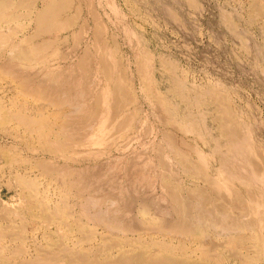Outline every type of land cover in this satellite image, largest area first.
<instances>
[{"label":"bare ground","instance_id":"6f19581e","mask_svg":"<svg viewBox=\"0 0 264 264\" xmlns=\"http://www.w3.org/2000/svg\"><path fill=\"white\" fill-rule=\"evenodd\" d=\"M260 3V7L264 5L262 1ZM15 4L16 1L13 4L9 0H0L1 23L6 25L9 20L12 23L18 19L24 22L21 27L11 30L8 27L5 30L4 25L0 26V80L10 78V86L17 97L25 100L28 98L29 103L31 100L37 105L29 107L26 101H20L26 103L25 106L17 105L19 99L15 97L18 102L14 103L12 99L10 109L9 106L4 107L3 103L6 102L3 99L2 103L0 99V124L11 121L25 132L23 139H15L11 144L14 149L11 153L4 149L0 151V156L24 162L16 147L30 153L33 163L26 165V161V166L20 163L21 173L16 169L12 174L24 190V194L18 197L21 210L30 219L40 220L43 229L40 236L37 234L41 241L32 240L26 248L17 244L10 250L11 244L13 246V242L17 243L16 239L2 242L0 264H222L226 250L236 244L241 246V251L240 248L237 251L234 246V253H239L233 254L232 247L226 258L237 264H251L252 259L247 257L249 249L253 244L258 245L257 248L262 245L256 228L263 221V206L256 192L253 196L249 192V201L245 203L240 196L244 192L240 193V187L247 189V184L263 191L264 185L259 180L264 173L255 167L253 161L251 163V160H247L252 150L250 138L242 136L235 120L228 118L227 114L217 119V126L212 133L209 128H196L195 117L175 103L176 100L187 104L190 100L197 101L205 97L213 99V92L207 87L209 85L203 87L208 90L201 91L189 84V78L187 84L183 71L174 60L171 62L158 57L155 59L157 66L166 75L165 86L164 81H161L164 87L160 89L159 84L149 76L152 68L149 69V62H146L150 57L146 51L141 49L131 56L137 74L143 76L141 88L145 98L153 107L152 116L157 124L153 126L147 113H140L142 116H139L133 107V100L123 96L127 85H124L125 80H122L121 75L125 61L121 50L123 46L120 47L115 35L110 34V23L106 15L97 14L91 5H86V12H81L78 7L74 11L70 0H42L40 4L30 5L23 17H18L16 13L19 4ZM145 6L174 20L166 5L158 0H148ZM261 9L258 0H252L249 15L260 18L264 12ZM128 34L132 35L128 31L124 32L125 36ZM69 38H73L76 46H79V40H83V45L79 51L76 50L78 47L74 49L71 46V53L77 51L74 55L68 50L66 52L70 55H66L65 51L60 54L58 51L68 46ZM24 111L28 114L21 113ZM214 112L218 114L219 111L215 108ZM150 114L148 112V116ZM204 114L209 115V112ZM189 142L193 143L188 148L190 155L194 156L193 160L190 156L188 158L187 151L184 153L180 150ZM35 143L36 146L33 145ZM163 144L168 148L165 151L172 155V161L162 149ZM197 144L207 147V153ZM101 147L108 149V152ZM107 153L114 157L107 162L109 167L105 168L106 171L109 168L121 169H114L111 181L107 178L111 171L106 176L102 163H98ZM34 173L43 181L31 182L28 175L32 177ZM26 176L31 180L28 183L24 181ZM240 177H243V182L238 181ZM107 179L111 184H108ZM42 182L47 184L42 187L43 191L42 188L39 191L37 187L43 186ZM108 189L115 192L118 198L123 197L125 203L115 194L100 196L103 192L107 193ZM51 190L54 192L50 194ZM205 190L210 192V196H215L217 202H221L219 206L222 205L219 208L217 206L218 210H214L219 217L206 209V205H203L205 209L200 207L202 210L197 205L194 208L191 205V201H200L199 204L208 201V198L202 196ZM154 193H160L163 198L161 202L166 201L161 204L164 206L168 203L166 205L169 210L166 207V210H153L158 212L157 215L156 212H150L149 200H157V195L151 198ZM215 200L211 201L212 204ZM230 201L244 204L245 208L252 211L247 212L258 219L237 222L242 219L239 216H243L244 212H238L241 215L234 212L238 217L231 215V211L226 209ZM71 202L80 210L79 213L76 210L78 214L73 213L72 210L77 207ZM233 202L230 204L240 205ZM151 206L159 207L157 204ZM3 208L6 209L5 206ZM83 218L93 220L95 224L91 222L88 228L85 225L88 222L82 224ZM235 218L236 221H233ZM226 219L233 220L221 225L220 222ZM137 220H140L139 224ZM219 225L226 227L221 230L223 233L220 231L222 234L215 233ZM5 233L8 237V233ZM21 234L24 235L23 232ZM0 235L4 237L2 233ZM19 236L20 239L24 237Z\"/></svg>","mask_w":264,"mask_h":264},{"label":"rangeland","instance_id":"374dc122","mask_svg":"<svg viewBox=\"0 0 264 264\" xmlns=\"http://www.w3.org/2000/svg\"><path fill=\"white\" fill-rule=\"evenodd\" d=\"M9 1H12L13 4L16 1L15 5L19 4V7H18L19 10L17 8L18 11L16 14L18 15V17H19V15H20V17L21 16L23 17L24 14H27V12L30 8V5L32 6V5H35L37 3L40 4V2L42 0H40L39 2H38V0H36V1L35 0H15V1L9 0ZM33 1H34V3H33ZM89 1L90 0H88L87 2L85 0H83V1L82 0H70L71 5L74 6L73 7L74 11L76 10V7H78L81 12H86L85 11L86 5H91L97 14L101 15V13H102V15H106V17L108 18L109 23H110V25H109L110 26V30H109L110 34L115 35V37L117 38L116 40H118L117 42L120 45V47L123 46L121 48V50H123L122 52L124 53L125 61H127V62L124 61L126 64L123 62L124 65H122V67H121L122 80L123 81L125 80L124 85L126 83L128 85V86L125 85V91H123L124 92L123 96H125V98H128V99L130 98L133 100V102H134L133 107L135 109H137L139 116L145 115V113H147L146 116L148 117V120H150L151 123L153 122L152 124L150 122L149 123L153 126L157 125L154 122V119L152 116V114L154 112L153 107L147 102V100L145 98L146 97L145 92L141 88V86H142L141 81H143L142 80L143 76L137 74L138 73V72H136L137 67L134 65V63L132 62L133 59L131 58V56L136 54L138 51H140L141 49H144L146 51V54H148V56L151 57V59L149 57L146 60V62H149L148 63L150 65L149 69L152 68V73L150 70L149 76L151 77V79L156 84L158 83L160 85L159 86L157 84L160 89H162L165 86L166 75L163 72H162L163 73L162 74L161 71H163V70L157 66L155 59H157L158 57L169 60L171 62L174 60L178 64V66L180 67L181 71H183V74H184L183 76L185 77L187 84L190 82L189 83L190 85H193L194 87H196L197 89H199L201 91L208 90L207 88L206 89H204V88L207 85H209L207 87L212 90L213 99L211 97H205L202 100H197V101L196 100L195 101L190 100L192 103L190 101H188L187 104L179 102L176 100L175 103L179 106L180 109L186 108L189 111V113L195 117L194 125L196 128H199V129L200 128H203V129L209 128L211 133L214 132L213 130L216 128L215 126H217V122H216L217 119L219 120L220 116H223V114H227L228 118L232 119L233 121L235 120V123L237 124L238 130L242 134V136L243 137L245 136L246 138H250L249 144L252 147L251 148L252 150L248 154L247 160L248 161L251 160L250 161L251 163L253 161L254 165H256L255 167H257V169L261 173L262 172L264 173V27H263L264 26V23H263L264 22V16H263L264 12L261 13L262 15H260V18H259V16L252 18L249 15L250 13L248 12L249 7L252 3V0H158L161 3L166 5L169 15L174 18V20H172V21L169 18H165L163 15L159 14L157 11L151 10V9H149V7L145 6L148 0H91V2H89ZM260 1H262L264 4V0H258L259 8L260 9L262 8L261 9V12H262V11H264V5L260 7V5H262L260 3ZM27 4H28V6H27ZM99 4H101V5H99ZM22 7H23V10H21ZM25 7H27L28 9H26ZM83 8H84V10H83ZM20 11H22V12H20ZM183 14H185V15H183ZM229 16H231V17H229ZM216 21H217V23L220 22V24H217ZM8 22L9 23H6V25H5V23L0 22V26L4 25L5 30L7 27H8L7 29L11 30V28L12 29L19 28L24 24V22L20 19L14 20L12 23L10 20ZM206 22H207V24H206ZM15 24H17V26ZM18 24H20V25H18ZM206 25H208V26H206ZM9 26H11V27H9ZM171 26H172V28H171ZM216 27H217V29H216ZM4 29L2 28L1 30H4ZM116 29H117V31H116ZM125 31L130 32L132 35L130 36L128 34L125 36L124 35ZM182 31H183V33H182ZM184 33H187V34L182 36V34H184ZM132 36H133V38H132ZM192 36H193V39H192ZM69 40H72V41L69 42ZM69 40L67 42L68 46L67 47L65 46L64 48L60 49V51H58V52H60V54H63V52L64 51L66 52L67 50L69 52L72 51L73 46H74V49H75V47H78L76 50L79 51V49L83 45V40H79V41L76 40V42L77 41L79 42V46H78V44H77V46L75 45V41H73V38H69ZM146 40L147 41L149 40V41L147 42ZM80 41H81V43H80ZM134 42H136V43H134ZM199 48L201 51L199 50ZM205 48H206V50H205ZM149 49L152 51L150 52ZM76 50H74L73 53L70 52V54L74 55ZM67 52L65 53L66 55L69 54V53L67 54ZM195 52L197 55L195 54ZM129 54H130V56H129ZM164 56H165V58H164ZM196 56H197V58H196ZM255 57H256V59H255ZM252 58H253V60H252ZM201 59H203V60L205 59V60L201 61ZM235 60H236V62H235ZM131 62H132V64H131ZM154 63H156V64H154ZM151 65H153V66H151ZM132 70H134V71H132ZM154 71H155V74H154ZM134 75H135V77H134ZM161 75H163V76H161ZM9 79L10 78H5V79L0 80V90H1L0 91V99L2 100V103L5 100L6 105L3 103L4 107L6 106V108H7L9 106L11 109V106L9 104H11L12 99H14L13 100L14 103H17L19 101L17 103V105L20 104V106L21 105L25 106V105H27L26 103H28L29 107L31 105L32 106L37 105L34 102H32L31 100L29 103L28 98H27V100H25L22 97L18 98L17 95L15 94L13 88H11L12 86H10L11 81ZM187 79L189 82L187 81ZM161 81L162 82L164 81L163 82L164 86L162 85ZM128 83L129 84L131 83L130 86ZM6 84H8V85H6ZM9 88H11V89H9ZM133 88H134V91L136 92L135 94H134ZM130 93H131V95H130ZM133 95H136V96L134 97ZM15 97L18 98L19 100L16 99ZM215 98L217 100H215ZM221 100H222V102H221ZM20 101H24V102L26 101V103H22ZM202 101L206 104H204ZM223 104L225 106L227 105L226 108ZM206 106L207 107L210 106V107L207 108ZM215 108L217 109V111H219L222 114H220L219 112H218L219 115L217 114V112L215 113L214 112ZM145 109H147V110H145ZM206 111L209 112V115L204 114V113L208 114V112H206ZM148 112H149V114L151 113L149 116H148ZM212 112H214V113H212ZM228 112H229V115H228ZM21 113L28 114L27 111L26 112L24 111ZM150 116H151V118H150ZM207 116H209V118ZM213 116L215 117V119ZM205 117L208 119H205ZM205 121H206V123H205ZM212 121H213V123H212ZM8 122L0 124V151H3L4 149H6V150H9L11 153V150H14L13 146L11 144H13L15 142L14 141L15 139L16 140L23 139L25 137V135H24L25 132L22 129V127L19 126L18 124L15 125L14 122L13 123L11 121H8ZM17 125L19 127H17ZM19 128L22 129L21 132H20ZM240 128L242 130H240ZM22 131H23V133H22ZM11 133H13V135ZM214 134L215 133H213V135ZM33 145L36 146V143ZM191 146H193V143L189 142L186 147L182 146V147H184V151H183L182 147L180 148V150H182V152H184V153H185V151H187L186 154H187L188 158L190 156V159H192V158L194 159V156L190 155L189 150H188V148H190ZM197 146H199V144H197ZM162 147H163L162 149L164 151L168 150V148L164 144L162 145ZM199 147L202 148V150L205 153H207V147H205V146H199ZM16 148L18 149L21 158H23L25 160L24 162H22L23 160L20 162V159H15L17 161H14L13 159H11V157L4 159L0 156V204H1L0 218L3 219V221H5V222H3L0 219V222H1L0 223V233H2V235H4L3 233L6 232L5 234L8 233L7 236L9 235L8 237H6L4 235V237H6V238H4L3 236L0 235V244L8 243L7 240H11V238L16 239L17 243L13 242V246L11 244L10 250H11V248L16 247L17 244L22 246V247H25V246L28 247L29 244L32 242V240H35L36 242H40L41 241V237H39L40 231L43 229L42 222L40 220L30 219L26 214H24L23 210H21V208H20V204L18 202V199H19L18 197L20 194H24V193H22V192H24V190H23V188L19 187V184H18L19 181L17 182V178H15L14 174H12V173L15 172L16 169H17V171H19L21 173L22 165L24 163H26V161L28 162L26 165H30L33 163V161H32V158L30 156V153L27 150L20 149L21 147H19V146ZM101 148L103 151L105 150L104 147H101ZM185 148H187V149L185 150ZM102 150L100 149L99 151H102ZM105 151L108 152V149H106ZM166 153H168V151ZM168 154H169V159H171L170 161H172L173 160L172 155L170 153H168ZM23 156H25V157H23ZM109 156H110L109 154L108 155L104 154L102 156V158L100 159V161L98 162V163H102L101 167H104V169L105 168L108 169L109 166L107 165V162H109L114 157V156H110V157ZM240 157H242V155ZM141 158L145 159L142 156H141ZM12 163H15L16 165H13ZM20 163H22V165H20ZM103 163H105V164H103ZM106 169H105V172H107L106 176L108 175L109 171H111L110 173H113L117 170H121L119 167L114 168L115 171H114V169L111 170V168H109L108 171H106ZM205 171L207 172V170H205ZM247 171H248V169H246V172ZM110 173H109L110 176L109 175L107 176V178H109V181L112 180V175L114 176V173L113 174H110ZM35 174H37V173H34L32 177H34ZM28 176L30 179H32V181L28 178ZM28 176H26L27 178L26 177L24 178L25 179L24 181L25 182L27 181V183L29 181H31L33 183L34 182L40 183L41 181H43V180H40L39 178H37L36 176H35L36 179L32 178L31 175H28ZM262 176H261V179L259 180V183L261 185H264V174H262ZM13 179H16V180H13ZM106 181L108 182V184H111L108 181V179ZM238 181L243 182L244 181L243 177H240V179H238ZM14 182H16V183H14ZM240 182H238V184H240ZM46 184H47L46 182H44V183L42 182L41 185H43V186L37 187V189L40 191L41 190L40 188L46 187ZM238 184L236 183V185H238ZM250 186L246 184L247 189H243L240 187V193H242L244 191L242 194H240V196L244 200V202L249 201V195H248L249 192H250L251 196H253L254 192H256L259 199L261 197L260 203L263 206V207H261V213H263V221L256 228V231L258 232V233L257 232L256 233L260 234L261 239H262V243H261L262 245H259V247L257 248L258 245L253 244V246H251L252 248H250L248 251L249 253L247 252L248 253L247 257L250 258V260L252 259L251 264H264V190L262 191V190L258 189L259 187L255 188L254 186H251L253 189L252 190ZM110 189H111V187H110ZM110 189H108L107 193L103 192L102 194H100V196L105 195V197H106L108 195H110V196L113 194L116 195V193L112 192ZM43 190L44 189L42 188L41 191H43ZM203 190H204V188H203ZM51 192L53 193L54 191L51 190L49 193L51 194ZM141 192L142 191L139 192L140 195H141ZM108 193H110V194H108ZM204 193L205 194H203L202 196L203 197L205 196V198H208L207 202L202 201L205 204L204 203L199 204L200 201L199 202L191 201V205L193 206V208H194V206L197 205L199 210H202L201 208H203V205L204 206L206 205L205 206L206 209L210 210L211 212H213L215 214V216L219 217V215L216 214L217 212L214 210L217 209V206L219 208L222 205L221 204L219 206V204L221 202L220 201L217 202V200H215L216 199L215 196H212V194L210 196L209 191L205 190ZM47 195H48V193H47ZM140 195H139V197H140ZM244 195H245V197H244ZM155 196L157 197V200H159V202L155 198H152ZM116 197L118 198L117 195H116ZM132 197L135 199L139 198L137 196H132ZM161 197L162 196H160V193H154V195L151 196L152 199L149 200L150 207H151L150 212L151 213L156 212L155 215H157V213H158L157 211H159L162 208L165 209V207H166V209L169 210L168 209L169 206L166 205L168 203L164 204V206H163V204H161L163 202V201L161 202V200L163 199V198L161 199ZM262 197H263V199H262ZM118 199L123 201V203H125L123 197H122V199L121 198H118ZM73 200H74V202L76 201L75 198ZM213 200H215V202L212 204ZM261 200H263V201H261ZM70 201H72L71 198H70ZM153 201H154V203H153ZM14 202L18 205L14 204ZM72 202H71V204L73 205ZM165 202L166 201H164L163 203H165ZM232 202L230 201L229 204H227V206H226V209L231 211V215H233L234 212L235 213H238V212L243 213L244 212L242 214L243 216H239V217H242V219L238 220L237 222L243 223V221H245V220L250 221V220H254V219L257 220L258 219V217L252 216V214H251L252 211L249 210L248 208H245L244 204H241L240 202L239 203L233 202L235 204L237 203V205L240 204L239 206H236L234 204L233 205L230 204ZM193 203H195V204L193 205ZM208 203L209 204L211 203V204L209 205ZM153 204L154 205L157 204V206H159V207L157 208L156 206H151ZM160 205H162V206H160ZM212 205H213V207H212ZM4 206L7 210L3 208ZM7 207H9V208H7ZM74 207H77V206H74ZM205 207L203 209H205ZM1 208H3V209H1ZM76 210L78 211V213L80 212V210L77 207L76 209L74 208V210H72L74 214H78L76 212ZM153 210H157V211L152 212ZM195 210H197V208ZM2 211L4 212V214L2 213ZM247 211L251 212L250 214L252 217H250V214ZM1 213L3 214L4 217L2 216ZM14 213H16V214H14ZM241 213H238V214L241 215ZM245 213H247V214H245ZM11 214L13 216L12 218H11ZM238 214H234L233 216L238 217L237 216ZM248 214H249V216H248ZM26 218H28V220ZM18 219H20L19 220L20 222H18ZM236 219L237 218H235V220H233V219H226L224 221L222 220L221 221L222 223L220 222V224L222 225L223 222L224 223L225 222L231 223V220L236 221ZM21 220H23V221H21ZM82 220H83L82 224H85L88 222L87 224H85V225H88V228L90 227L89 225L91 222L94 223L93 220H87L86 219L87 220L86 221L85 218H83ZM29 221H30V223H29ZM137 221H138L137 223L139 224L140 220H137ZM6 224H8V225L6 226ZM18 224H20L23 227H21L20 225H19L20 226L19 227ZM24 226H25V230H24ZM92 226H93V224L91 225V227ZM219 227H220V229H219ZM225 228L226 227L219 225L217 228L218 231L215 230V233L217 232L219 234H222L223 231H221V230H225ZM6 229H8V230H6ZM4 230H5V232H4ZM21 230H23V231H21ZM7 231H9V232H7ZM12 232H14L16 234H14ZM22 232L24 233V235L21 234ZM10 233H11V235H10ZM17 233H20L21 235L20 234L19 235L21 237L24 236V237H22L24 240L22 238L21 239L18 238L19 235ZM15 235H17V236H15ZM31 237H32V239H31ZM8 238H10V239H8ZM34 238H36V239H34ZM237 245L238 244L231 245L229 247L230 249L233 247V249L231 250L233 252V254H236L237 252L234 253V251H236V250L238 251L239 250L238 248L241 247V246L239 247V245L238 246ZM234 246H235L236 250H235ZM230 249L226 250L227 252H226V254H224L225 259H224L222 264H227V263L237 264V263H233L234 262L233 260H230V259L228 260V258H226V256L228 257V255H229L228 251L230 252ZM240 251H241V248H240L239 252Z\"/></svg>","mask_w":264,"mask_h":264}]
</instances>
